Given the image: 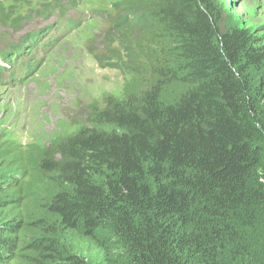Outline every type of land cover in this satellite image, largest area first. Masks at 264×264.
<instances>
[{
    "label": "trees",
    "instance_id": "trees-1",
    "mask_svg": "<svg viewBox=\"0 0 264 264\" xmlns=\"http://www.w3.org/2000/svg\"><path fill=\"white\" fill-rule=\"evenodd\" d=\"M224 15L215 0L116 9L104 38L128 59L123 98L46 147L0 140V264H264V36Z\"/></svg>",
    "mask_w": 264,
    "mask_h": 264
},
{
    "label": "rangeland",
    "instance_id": "rangeland-1",
    "mask_svg": "<svg viewBox=\"0 0 264 264\" xmlns=\"http://www.w3.org/2000/svg\"><path fill=\"white\" fill-rule=\"evenodd\" d=\"M126 1L130 0L4 1V14L22 21L15 33L0 28V49L46 26L55 27L41 38L38 47L6 66L8 71H0L1 141L46 147L78 131L85 124L87 106L95 103L103 107L104 99L110 96L123 98L124 86L132 78L126 66L128 59L124 52L118 57L106 49L108 45L119 49L118 34L112 35L111 44L104 34L112 27L116 9ZM215 1L227 22L264 36V0ZM231 13L233 19H228ZM23 63L30 64L32 71L21 79L18 72ZM0 65L5 67L2 60ZM9 75L15 80L4 84ZM71 244L83 247L85 256H98L91 244L77 239Z\"/></svg>",
    "mask_w": 264,
    "mask_h": 264
},
{
    "label": "clouds",
    "instance_id": "clouds-1",
    "mask_svg": "<svg viewBox=\"0 0 264 264\" xmlns=\"http://www.w3.org/2000/svg\"><path fill=\"white\" fill-rule=\"evenodd\" d=\"M6 64V63H5Z\"/></svg>",
    "mask_w": 264,
    "mask_h": 264
}]
</instances>
